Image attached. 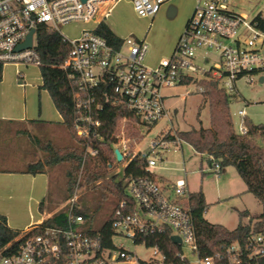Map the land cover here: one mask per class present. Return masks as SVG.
Returning <instances> with one entry per match:
<instances>
[{
    "label": "built area",
    "instance_id": "1",
    "mask_svg": "<svg viewBox=\"0 0 264 264\" xmlns=\"http://www.w3.org/2000/svg\"><path fill=\"white\" fill-rule=\"evenodd\" d=\"M168 1L132 0V6L138 16L150 17ZM195 1L172 55L149 66L145 63L148 46L144 39L119 37L117 44H111L95 32L115 0H0V76L8 64L41 66L35 47L38 24L59 32L70 49L58 67L66 71L73 130L84 143L76 190L62 205L67 209V228L44 227L40 233L26 236L13 251L8 250L11 243L7 242L0 247V264H166V256L158 245L148 243L151 234L164 230L169 231V238L175 235L180 239L181 262L177 264H264L262 232H251L244 246L232 242L219 253L199 245L190 191L184 179L157 181L133 177L131 172L125 177L133 163L144 173L158 176L153 169L159 167L162 151L182 141L174 131L164 130L160 138H152L144 145L145 134L159 119L171 120L164 104L165 89L187 77H191V82L195 75L204 78L210 72V77L231 94L237 80L252 82L254 75L264 73V12L248 20L246 14L234 9L231 0ZM72 22L89 23L93 28H84L77 37L69 39L60 27ZM30 30L31 46L16 51ZM209 52L215 53L218 60L203 68L202 64L211 62ZM116 105H123L125 111L109 134L112 160L108 161L105 175L122 181L126 196L119 199L107 185L115 205L108 216L112 233L106 244L99 230L95 231L97 234L88 233L93 230L86 226L87 216L78 205L77 192L83 175L92 174L91 168L100 164L99 142L105 139L100 132L106 130L102 116L107 106ZM238 114L245 115L244 110ZM245 131L241 123L237 132ZM210 170L218 177L221 167L214 162ZM30 229L20 232L14 240ZM114 237L150 248V257L140 259L123 243L116 245Z\"/></svg>",
    "mask_w": 264,
    "mask_h": 264
},
{
    "label": "rangeland",
    "instance_id": "2",
    "mask_svg": "<svg viewBox=\"0 0 264 264\" xmlns=\"http://www.w3.org/2000/svg\"><path fill=\"white\" fill-rule=\"evenodd\" d=\"M195 0H169L161 6L159 11L150 17L138 16L132 6V0H115L109 15L104 22L120 38L130 37L134 40L144 39L148 46L145 63L154 66L160 59L172 55L177 39L190 17ZM234 9L253 18L258 12H264V0H231ZM84 28H93L92 24L72 22L60 27L61 33L71 39L80 34ZM211 62L202 64L208 68L217 61L215 53H210ZM22 74L18 75L17 70ZM264 73L254 75L252 82L244 78L237 80L236 90L231 93L229 111L235 131L242 122L238 111L243 109L245 116L254 124H264ZM201 75H195L189 84H177L164 90V104L171 120L159 119L153 129L145 134L144 145L152 138H160L164 130H187L209 126L208 103L203 102L200 90L196 88V81ZM40 68L35 66H3L0 79V117L3 115L13 121L0 118V170H21L26 164L41 161L45 158V151L40 148L43 144L62 146L75 145L67 129L61 124V115L41 85ZM200 107V114L197 112ZM42 119L45 122L26 128L17 119ZM263 144V141H259ZM40 145V146H39ZM153 171L168 180L182 178L190 192H203L207 209L203 217L211 223H221L233 229L239 222L240 210H247L251 214L261 212V204L246 191L243 180L236 169L229 165L221 168L219 176H215L207 165L205 158L195 152L185 141L162 151V161ZM67 162H59L46 167V173L41 177L32 175L11 177L0 174L2 184L9 180L18 181L19 193L12 199L7 195L0 196V214L5 215L11 228L25 231L27 226H35L33 220H43L50 214L62 209L65 198V170ZM109 176L102 175L89 183L81 182L77 194L78 205L87 216L86 226L98 231L108 220L112 207L115 205L113 193L107 186ZM117 178V177H116ZM41 182V196H45L44 211L40 212L35 200L31 202L29 196L38 195V183ZM48 182V189H47ZM35 184L31 194L29 187ZM101 183V184H100ZM3 186V185H2ZM105 186V189L104 187ZM27 188V191H26ZM25 190V191H24ZM24 191V192H23ZM41 198V197H40ZM67 215V209L62 210V216ZM242 221H247L243 218ZM116 245L123 243L125 248L140 259L146 260L151 255V249L142 245H133L124 237H114ZM191 260H194L191 257ZM117 264H129L119 262Z\"/></svg>",
    "mask_w": 264,
    "mask_h": 264
},
{
    "label": "trees",
    "instance_id": "3",
    "mask_svg": "<svg viewBox=\"0 0 264 264\" xmlns=\"http://www.w3.org/2000/svg\"><path fill=\"white\" fill-rule=\"evenodd\" d=\"M95 32L111 44H117L119 42V37L105 22H101ZM35 47L41 61L39 68L42 83L38 88L47 90L54 107L62 117L61 124L67 129L76 144L62 146L61 148L47 143L41 146L39 145L45 151V158L41 161L29 162L24 169L18 171L35 175L45 173L46 167L48 166H53L62 161L67 162L65 170V198L68 199L76 190L84 147L83 140L78 138L73 130L71 90L66 71L58 67L67 58L70 46L59 32L41 23L36 27ZM190 82L191 77H187L179 84H189ZM196 88L200 90L199 92L203 102L208 103L209 126L203 127L200 125L198 128L192 127L187 130H178L176 132L177 138L188 143L195 152L205 158L209 168L213 167L214 162H217L221 168L229 165L233 166L243 180L246 191L251 193L262 207L261 212L258 214H251L247 210H240L238 212V224L233 229H229L223 224L207 221L203 217V212L207 209L203 192L201 190L190 192L189 200L199 245L206 248L209 247L214 253H219L232 242H237L241 246H244L251 232L264 233V124H254L243 115L241 123L246 131L242 134L235 131L229 111L231 94L225 92L219 86L216 79L210 77V72H207L206 77L196 82ZM124 111L125 107L123 108V105L122 107L121 105L107 106L102 116L106 130L103 129L100 132L105 137L103 141L99 142L101 148V154L99 156L100 164L95 168H91L92 174L88 176L83 175V182L87 183L97 177L105 175L109 165L108 161L112 160L111 151L109 150V134L117 125ZM199 114L200 107L197 112V117H199ZM171 138L174 137L171 136ZM258 140H262L263 144H259ZM7 171L0 170V172ZM130 172L133 174V177L145 176L152 180L163 181V178L160 176H150L144 173L137 167L136 163H133L127 169L125 177H129ZM108 180L115 195L119 199L124 198L126 195L122 181H116L115 176L109 177ZM103 187L105 189V186ZM45 199L42 198L39 201L38 209L40 212L45 210ZM63 209L65 208L50 214L17 240H14V238L20 233V230L8 226L5 215L0 214V247L10 242L11 245L8 250L13 251L26 236L38 234L44 227L67 228V215L62 216ZM243 218H247V221H242ZM98 232L101 234L103 241L108 244L112 233L110 220ZM88 233L97 234L95 231ZM148 243L158 245L159 250L166 256V264H177L181 262L178 256L180 246L170 240L169 231L164 230L151 234ZM142 264L159 263L144 262Z\"/></svg>",
    "mask_w": 264,
    "mask_h": 264
},
{
    "label": "crops",
    "instance_id": "4",
    "mask_svg": "<svg viewBox=\"0 0 264 264\" xmlns=\"http://www.w3.org/2000/svg\"><path fill=\"white\" fill-rule=\"evenodd\" d=\"M187 22V21H186ZM178 40V39H177ZM175 48V47H174ZM24 67H26V66H24ZM22 72V71H21ZM22 74V73H21ZM1 112H2V115H1V119H5V120H9V121H13L12 119H9V117H7L6 115H3V110H1ZM27 119H22V118H19V119H17V121H18V123H20V124H24V125H26V128L28 129V128H30V127H33L34 125H36V124H40V123H42V122H45L44 120H42V119H31V120H28V121H26ZM61 121H62V119H61ZM0 174L1 175H6V176H8V177H11V176H14V175H23V176H28V175H32V174H28V173H21V172H19L18 170H8L7 172H0ZM45 174H47L46 172L45 173H38V174H35V175H32V179H33V181H35V179H36V177H41V176H43V175H45ZM48 175V174H47ZM158 176H160V177H162L163 178V181H165V182H171V180H168L167 178H165V177H163V176H161V175H158ZM157 176V177H158ZM18 181H16V180H14V181H12V180H9V181H7V182H4L3 184H2V182H0V196H4V195H7V198L8 199H12V198H14L20 191H19V189L20 188H18ZM3 185V186H2ZM38 188H37V191L39 192V194L38 195H35L36 197H34L33 196V191H34V189H35V184L33 183L30 187H29V192L32 194V195H30L29 196V200H31V202L33 201V200H35V203L37 204V208H38V204H39V201L42 199V198H46V196H47V194L45 195V196H41L43 193H40V190H41V187L43 186L42 184H41V182H39L38 183ZM47 189H48V182H47ZM25 191V190H24ZM23 191V192H24ZM26 191H27V188H26ZM17 197V196H16ZM41 197V198H40ZM48 217V216H47ZM44 220V219H43ZM42 220L41 219H39V220H33V223H35V224H37V223H39V222H41ZM8 224V223H7ZM221 224V223H220ZM9 226V225H8ZM33 226H27L26 227V229H25V231L26 230H28V229H30V228H32ZM20 232H24V231H20Z\"/></svg>",
    "mask_w": 264,
    "mask_h": 264
},
{
    "label": "water",
    "instance_id": "5",
    "mask_svg": "<svg viewBox=\"0 0 264 264\" xmlns=\"http://www.w3.org/2000/svg\"><path fill=\"white\" fill-rule=\"evenodd\" d=\"M32 33H33V30H30V32L26 36V39L16 46V48H15L16 51H19V50H22V49H25V48H29L31 46V44H32ZM263 79L264 78L261 76L259 78V81H263ZM115 152H116L117 158L120 159L119 152L117 150ZM170 240L173 243H176V244L180 243V239L177 236H175V235L171 236Z\"/></svg>",
    "mask_w": 264,
    "mask_h": 264
}]
</instances>
